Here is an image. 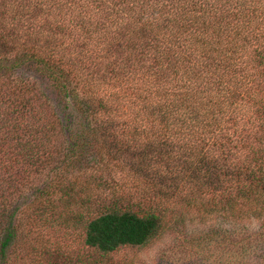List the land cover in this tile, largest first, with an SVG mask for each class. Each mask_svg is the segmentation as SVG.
<instances>
[{"label": "trees", "instance_id": "1", "mask_svg": "<svg viewBox=\"0 0 264 264\" xmlns=\"http://www.w3.org/2000/svg\"><path fill=\"white\" fill-rule=\"evenodd\" d=\"M133 188L144 205H118ZM30 206L99 253L182 207L250 214L263 237L264 0H0V264H20Z\"/></svg>", "mask_w": 264, "mask_h": 264}, {"label": "rangeland", "instance_id": "2", "mask_svg": "<svg viewBox=\"0 0 264 264\" xmlns=\"http://www.w3.org/2000/svg\"><path fill=\"white\" fill-rule=\"evenodd\" d=\"M99 169L101 178L108 175L109 178L113 177L112 189L115 192L128 190L118 181V177L123 176L116 163L110 161L106 168ZM142 195L144 194L133 188L118 205L127 204L131 205L133 210H138L144 204L137 201L147 196ZM32 207L26 210L24 208L18 214L19 230L23 239L17 248L19 254L20 250L22 251L20 264H264V236L252 234L262 231L260 219L241 211H238V218L229 219L215 216L214 213L201 216L192 207L190 210L182 207L161 218L157 233L143 245L123 246L112 252L99 253L83 245L80 223L64 214L65 210L60 211L62 218L43 221L44 218L39 212L32 211ZM72 209L84 211H81L79 206ZM59 210L56 208L54 211ZM221 213L222 211H218V214ZM49 215L52 216L50 212ZM53 217L57 215L54 214ZM35 220L33 232L31 221ZM38 229L41 230L40 233ZM232 229L242 232L244 237L251 238V242L245 244L244 250L237 253L228 249L230 239H221L215 235L219 231L225 236L223 232ZM27 243L35 245L37 251L42 253L25 254ZM43 247H48L49 250L46 252ZM11 257L12 255L9 259ZM31 257L34 259L32 262Z\"/></svg>", "mask_w": 264, "mask_h": 264}]
</instances>
